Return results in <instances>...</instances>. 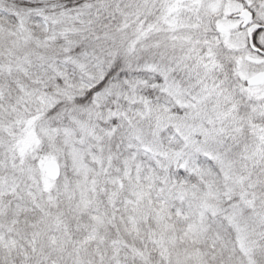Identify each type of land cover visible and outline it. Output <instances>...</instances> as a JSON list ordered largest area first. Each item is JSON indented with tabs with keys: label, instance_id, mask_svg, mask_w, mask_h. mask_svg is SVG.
I'll use <instances>...</instances> for the list:
<instances>
[{
	"label": "snow or ice",
	"instance_id": "6c2138e0",
	"mask_svg": "<svg viewBox=\"0 0 264 264\" xmlns=\"http://www.w3.org/2000/svg\"><path fill=\"white\" fill-rule=\"evenodd\" d=\"M0 264H264V0H0Z\"/></svg>",
	"mask_w": 264,
	"mask_h": 264
}]
</instances>
